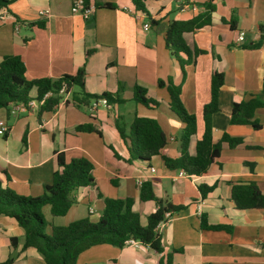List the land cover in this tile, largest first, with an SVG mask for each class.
<instances>
[{
	"label": "crops",
	"instance_id": "crops-1",
	"mask_svg": "<svg viewBox=\"0 0 264 264\" xmlns=\"http://www.w3.org/2000/svg\"><path fill=\"white\" fill-rule=\"evenodd\" d=\"M73 1L10 4L8 13L0 15V61L19 57L27 81H55L83 69L86 93L110 94L122 101L107 108L93 109L94 101L77 107L71 96L80 89L73 87L51 110L42 109L34 91L31 101L36 104L25 111L0 109V120L7 125L0 137L2 185L18 196L38 197L52 183L57 154L66 161L85 158L92 164V185L73 191L75 203L65 216L53 217L49 206L41 208L47 233L51 226L65 227L84 218L97 223L104 199L131 198V209L145 226L156 203L140 201L143 182L151 183L157 199L184 207L158 226L162 254L142 245H97L79 254L76 264H264V210L236 209L229 185L254 183L264 194V108L253 117L258 129L230 124L234 104L254 97L264 100V0H143L145 12L136 11L131 0H88L96 8L90 20L71 13ZM209 7L208 26L181 35L190 54L181 66L165 47V32L172 22L201 17ZM44 11L48 13L39 15ZM239 32L244 33L240 46L235 43ZM212 73L223 76L212 135L225 134L240 143H223L219 157L200 176L178 177L179 170L166 169L160 155L127 163L128 143L121 139L117 123L128 129L135 116L157 121L167 139L163 153L171 159L180 156L184 124L169 107V83L179 88L185 111L196 117V133L187 148L195 155ZM135 86L144 88L158 107L135 104ZM83 125L95 131L77 132ZM200 186L214 189L202 198ZM201 217L208 226H228L231 231L201 229ZM23 243L24 230L0 216V263L12 258V264H45Z\"/></svg>",
	"mask_w": 264,
	"mask_h": 264
},
{
	"label": "trees",
	"instance_id": "trees-1",
	"mask_svg": "<svg viewBox=\"0 0 264 264\" xmlns=\"http://www.w3.org/2000/svg\"><path fill=\"white\" fill-rule=\"evenodd\" d=\"M15 0H0V15L6 13L10 4ZM88 3V0H84ZM136 11L145 12L143 0H131ZM157 1V0H155ZM108 6V5H107ZM213 10L209 7L207 13L188 22H172L164 35L165 47L181 66L188 63L189 52L181 41V35L185 32L203 29L209 24V13ZM152 24L156 23L152 21ZM234 21L231 20L232 27ZM84 71L79 69L73 76H62L52 81L43 78L36 81L25 79V66L17 56H5L0 61V109L9 110L16 104L27 105L32 100L31 91L35 92L34 99L40 101L47 92L52 95L46 98L42 109L51 110L62 99L58 94L61 85L66 86V93L73 87L80 89L79 94H72L71 101L77 107L87 105L90 101L106 99L109 104L121 103L118 96L101 94L91 95L84 91ZM159 87L163 83L159 82ZM223 85V76L212 73L210 80V98L202 106L203 132L195 145V155L190 156L187 148L189 140L196 133L197 122L193 114H189L183 108L179 99V88L167 85L170 97L169 107L181 123L184 124L180 137V156L171 159L163 153L167 139L157 121L151 118L135 116L129 128L117 123V130L121 139L128 143L129 159L133 161H148L152 157L160 155L163 165L168 170H182L189 176H200L206 173L209 166L219 157L221 146L227 143L233 147L240 143L239 139L222 135L214 138L212 135V117L219 112V92ZM144 88L135 86L133 101L135 104L147 108H156L159 102L147 97ZM264 108V100L254 97L248 101L240 102L232 106L230 112L231 125H250L258 129L259 125L253 120L258 109ZM91 125L77 127V132H94ZM57 169L52 174V183L44 187L42 195L38 197H24L16 195L0 181V216L13 219L24 230L23 248L34 249L45 264H76L79 254L97 245H110L121 249L129 241H135L142 246L152 249L155 254L163 253L161 236L158 226L165 222L166 214L169 218L184 209L166 200L157 199L152 191L150 182H143L140 186V201H154L156 209L147 217L145 226L140 224L139 216L131 209L132 199H104V208L97 223H91L88 218L75 221L65 227L51 226L50 232H46L47 222L41 214V208L49 206L53 217L65 216L75 203L72 197L73 191L79 188H87L92 185V164L85 158L66 161L62 154H57ZM230 199L238 210L262 209L264 210V194L254 183L230 184ZM214 189V186H200L201 197L204 198ZM201 229L222 230L230 232L228 226H208L201 217ZM14 244L15 240H11ZM13 259L8 258L0 264H12Z\"/></svg>",
	"mask_w": 264,
	"mask_h": 264
},
{
	"label": "built area",
	"instance_id": "built-area-1",
	"mask_svg": "<svg viewBox=\"0 0 264 264\" xmlns=\"http://www.w3.org/2000/svg\"><path fill=\"white\" fill-rule=\"evenodd\" d=\"M96 8L94 5H91V4H88L86 3L84 0H74L72 2V5H71V8H70V11L72 14H77L79 16H81L84 20H90V18L93 16L94 12H95ZM48 13V11H44V12H40L39 15L43 16V15H46ZM6 12L4 11L2 13V15H5ZM142 29L144 31H147L149 29V26H143ZM244 41V33L243 32H239L235 38V43L236 45L240 46L242 45ZM263 43H264V38H263ZM66 86L65 84L63 83L58 91V94L60 96H63L66 94ZM52 95L51 92H47L43 98L40 100V101H37L39 104H43L44 100L48 97H50ZM36 102L34 101H30L28 102L27 105H23V104H16V105H13L11 106L12 108V112H16V111H25L28 107H31L33 105H35ZM103 106V107H109V103L106 101V99H99L97 101H94L92 103V108L93 109H96L98 106ZM7 132V125L5 123L4 120H0V137H3ZM185 176H189L187 175L184 171L182 170H179L178 172V177H185ZM166 218H169V215L166 214L165 216ZM128 244L130 245H140L138 244L137 242L135 241H129Z\"/></svg>",
	"mask_w": 264,
	"mask_h": 264
},
{
	"label": "rangeland",
	"instance_id": "rangeland-1",
	"mask_svg": "<svg viewBox=\"0 0 264 264\" xmlns=\"http://www.w3.org/2000/svg\"><path fill=\"white\" fill-rule=\"evenodd\" d=\"M30 94H32V91H31V93ZM42 213V212H41Z\"/></svg>",
	"mask_w": 264,
	"mask_h": 264
}]
</instances>
